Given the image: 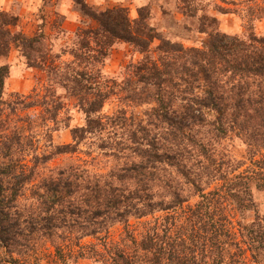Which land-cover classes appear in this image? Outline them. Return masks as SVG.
<instances>
[{"label": "clouds", "instance_id": "obj_1", "mask_svg": "<svg viewBox=\"0 0 264 264\" xmlns=\"http://www.w3.org/2000/svg\"><path fill=\"white\" fill-rule=\"evenodd\" d=\"M0 12V264H264V0Z\"/></svg>", "mask_w": 264, "mask_h": 264}, {"label": "trees", "instance_id": "obj_2", "mask_svg": "<svg viewBox=\"0 0 264 264\" xmlns=\"http://www.w3.org/2000/svg\"><path fill=\"white\" fill-rule=\"evenodd\" d=\"M5 13H0V16H4ZM16 18L14 17L13 20ZM248 162V163H247ZM232 161H222L221 162V171H223L224 165L228 164L231 165ZM245 165H250L251 168L246 167ZM264 167V158H261L259 156H250L248 160L246 161H238L237 162V167L235 171L237 172V179L239 177L243 176L245 172L249 171H255L258 168ZM241 168H244L240 170ZM258 175V173H257ZM228 179L227 175L221 176L218 180L212 182L209 184L208 190L204 193L205 196L212 197L215 201L216 204L219 205L221 202L224 204H227L230 200L235 195V192L233 191V185L225 183V181ZM257 191H264V184H258L257 185ZM219 198V199H217ZM236 207L234 211L240 212L243 211L244 209H241L239 202H235ZM243 202L241 201V204ZM226 211V209H225ZM222 219L225 221H228V215L222 216ZM231 223V221H229ZM238 227V223L236 225ZM261 239H264V233L260 235Z\"/></svg>", "mask_w": 264, "mask_h": 264}, {"label": "rangeland", "instance_id": "obj_3", "mask_svg": "<svg viewBox=\"0 0 264 264\" xmlns=\"http://www.w3.org/2000/svg\"><path fill=\"white\" fill-rule=\"evenodd\" d=\"M0 13H2V12H0ZM16 18V17H15ZM16 19H18V18H16ZM240 161H243L244 162V160H240ZM248 163V162H247ZM241 169H244V168H241ZM240 169V170H241ZM256 197H257V199H264V191H257L256 190Z\"/></svg>", "mask_w": 264, "mask_h": 264}]
</instances>
